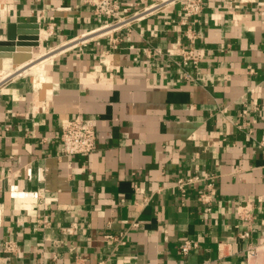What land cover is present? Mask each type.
<instances>
[{
	"label": "crops",
	"instance_id": "crops-1",
	"mask_svg": "<svg viewBox=\"0 0 264 264\" xmlns=\"http://www.w3.org/2000/svg\"><path fill=\"white\" fill-rule=\"evenodd\" d=\"M253 1L204 0L205 58L188 79L176 60L145 53L187 44L180 3L130 32H97L105 18L80 0H0V41L9 23L26 24L25 37L37 24L39 38L29 51L0 47V73L13 71L0 82V264H247L249 244L264 264V13ZM37 51L54 52L44 95L15 75ZM78 116L95 119L98 147L62 155L61 122ZM179 176L200 178L184 197ZM41 188L56 199L42 203ZM247 201L244 239L235 207ZM186 238L199 247L184 255Z\"/></svg>",
	"mask_w": 264,
	"mask_h": 264
},
{
	"label": "built area",
	"instance_id": "built-area-1",
	"mask_svg": "<svg viewBox=\"0 0 264 264\" xmlns=\"http://www.w3.org/2000/svg\"><path fill=\"white\" fill-rule=\"evenodd\" d=\"M83 4H87L93 8L95 15L105 18V23L97 30L105 27H110V31H120L125 28L130 32L134 23L140 22L151 15H157L160 12L167 10L171 6L181 4V19L179 23L186 26L185 37L187 44L172 43L165 50L155 47L154 51L151 48H146L145 53L148 56L167 55L176 60L179 66L184 70L185 77L193 78V74L188 71V68H199L200 64L205 58L202 50L197 48V41L199 40L200 31L198 30V23L200 15L204 9V0H137L134 4H124L122 0H80ZM253 2H257L256 0ZM257 7L264 13V0H259ZM104 32V34L110 32ZM88 33H84L86 35ZM103 34V33H102ZM113 43L122 41V37L114 36L111 38ZM253 70V69H252ZM246 113L247 110H244ZM61 140V154L65 156L70 155H90L98 147V134L95 125V119L86 116H78L75 118H65L61 122L60 131ZM37 179L43 181L44 170L39 168L37 172ZM208 180L207 190H202L199 194V200L202 204L210 206L213 201L212 187L216 180V175L209 174L205 178ZM200 180L199 176H179L174 186L179 190L184 197L187 189L196 181ZM39 196L44 204H49L56 199L55 196H49L45 188L39 189ZM238 222L237 227H243L239 231V236L248 239L252 236V225L254 223V204L250 201L245 203H238L235 207ZM134 225H138L137 222ZM66 232L71 233L72 227L64 228ZM12 242L5 244L6 251H12ZM120 243L125 241L121 237ZM199 247V242L194 239L186 238L180 244V251L187 255L192 250ZM219 253L222 254L221 248ZM247 264H259V256L261 254L258 245L249 244L246 250ZM32 264H42L35 261ZM97 264H111L108 259L100 260ZM202 264H209L205 262Z\"/></svg>",
	"mask_w": 264,
	"mask_h": 264
},
{
	"label": "bare ground",
	"instance_id": "bare-ground-1",
	"mask_svg": "<svg viewBox=\"0 0 264 264\" xmlns=\"http://www.w3.org/2000/svg\"><path fill=\"white\" fill-rule=\"evenodd\" d=\"M109 28L110 27H105L104 30H108ZM101 31H103V29H100L97 32H101ZM97 32H93V35L95 33H97ZM88 36H91V33H89ZM63 50L64 49H62V51ZM53 53L51 52V54H46V55L44 53H41V54H39L37 56L34 55V58L33 59H35V58H38V59H36L32 63H30L27 67L25 66V63H22V65L20 67L21 69H19L18 71H16L15 75L31 74V76H33V79L35 80L36 87L38 88V90L41 91L40 92L41 95H44V93H43L44 87L51 88L50 84H44V82L47 83V81H46L47 79H46L45 63H51L52 62ZM24 57H25V55H24ZM17 66H18V64H17ZM22 66H24V67H22ZM35 66H36V68H35V70H33L32 68H34ZM4 67H5V69H4ZM4 67H3V69H4L3 72L0 73V79H6L9 75H12V72H13V71H11L12 68L7 67V66H4ZM42 82H43V84H42ZM40 83L42 84L41 85V88L39 87Z\"/></svg>",
	"mask_w": 264,
	"mask_h": 264
},
{
	"label": "water",
	"instance_id": "water-1",
	"mask_svg": "<svg viewBox=\"0 0 264 264\" xmlns=\"http://www.w3.org/2000/svg\"><path fill=\"white\" fill-rule=\"evenodd\" d=\"M26 24H16V23H9L6 29V35H7V40L5 41H0V47H3V50L10 51V50H15L14 47L17 45L19 50H32V47H35L39 44L37 38V24H33L32 27L34 28L33 30V36L30 37H25L24 34H26L23 29L26 27ZM18 29V31H17ZM19 33V36L17 37ZM17 39V40H16ZM2 49V48H0ZM4 57H13V53L10 52H5L2 54ZM27 59L30 58L29 53L26 54ZM26 59V58H25ZM14 62L15 61V56H14ZM26 64L25 66H28Z\"/></svg>",
	"mask_w": 264,
	"mask_h": 264
},
{
	"label": "rangeland",
	"instance_id": "rangeland-1",
	"mask_svg": "<svg viewBox=\"0 0 264 264\" xmlns=\"http://www.w3.org/2000/svg\"><path fill=\"white\" fill-rule=\"evenodd\" d=\"M91 35H92V33H91ZM37 53L38 54H41L42 52H40V51H37ZM36 59H38V58H35L34 59V61L36 60ZM27 67V66H26ZM46 67V66H45ZM35 68H36V66L34 67V68H32L33 70H35ZM47 74H48V72H47ZM27 76H29V75H31V74H26ZM33 77V76H32ZM1 81L0 82H2L3 80H5V79H0Z\"/></svg>",
	"mask_w": 264,
	"mask_h": 264
}]
</instances>
